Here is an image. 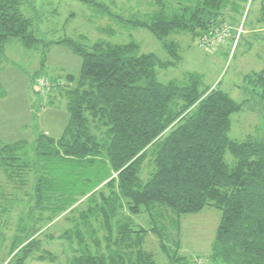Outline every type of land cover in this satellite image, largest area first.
Instances as JSON below:
<instances>
[{"label":"trees","instance_id":"1","mask_svg":"<svg viewBox=\"0 0 264 264\" xmlns=\"http://www.w3.org/2000/svg\"><path fill=\"white\" fill-rule=\"evenodd\" d=\"M27 1L0 0V70L10 40L26 49L42 42L34 18L22 9ZM80 1L120 25L146 30L167 57L141 52L133 40L54 42L78 55L81 67L77 75L45 81L46 87L36 81L65 102L68 120L60 137L40 132L30 146L21 141L0 147V223L19 207L6 264L54 263L57 257L42 249L40 235L71 246L66 264H156L145 248L148 234L171 264H182L181 218L207 207L220 212L211 260L264 264V142L228 136L231 115L245 101L205 86L196 72L167 82L158 78V70L181 61L172 35H190L211 49L220 43H211L216 35L227 36L223 24L231 0H152L143 17L128 19L93 0ZM263 71L245 82L260 88L264 103ZM6 183L12 193L6 194ZM139 214L148 217V227L133 224ZM58 218L68 226L47 234Z\"/></svg>","mask_w":264,"mask_h":264},{"label":"rangeland","instance_id":"2","mask_svg":"<svg viewBox=\"0 0 264 264\" xmlns=\"http://www.w3.org/2000/svg\"><path fill=\"white\" fill-rule=\"evenodd\" d=\"M93 1L106 6L110 13L127 19L143 17L150 11L152 2ZM22 9L34 18V30L42 42L31 49L24 48L17 40H10L5 45L0 70V147L21 141L30 146L40 132L53 138L62 134L68 120L65 102L55 97V93H48L47 88L41 91L36 81L43 80L46 87L45 81L58 80L66 74L77 75L81 58L65 45L54 42L75 38L90 45L94 42L124 44L133 40L140 45L141 52H152L160 59L167 57L160 42L146 30L120 25L108 13L99 12L80 0H28ZM225 13L223 26L228 28V34L212 49L190 35H172L171 39L180 44L181 61L174 67L158 70V78L167 82L196 72L203 77L205 86L227 92L236 102L245 101L242 109L231 115L228 136L239 142L247 139L264 142V103L258 96L260 88L245 82L246 76L254 78L255 73L264 70V0H231ZM226 160L229 164L234 162L229 154ZM147 172L146 167L143 181ZM1 180L4 185L5 179ZM5 186L6 194L14 191L12 184ZM17 190L19 197V188ZM16 209L3 217V222L8 223H0V264L9 260L11 237L19 218V207ZM219 219L220 212L212 207L182 216L177 253L182 264L193 258L201 259L203 264H223L210 258ZM132 221L135 226L148 227V217L144 214L132 216ZM67 226L63 218H58L46 232L56 236ZM39 239L42 249L55 254L57 260L51 263L29 259L26 264H66L72 255V248L66 241L48 240L43 235ZM167 246L174 248L171 243ZM145 248L152 252L156 264H171L154 235L146 236Z\"/></svg>","mask_w":264,"mask_h":264},{"label":"built area","instance_id":"3","mask_svg":"<svg viewBox=\"0 0 264 264\" xmlns=\"http://www.w3.org/2000/svg\"><path fill=\"white\" fill-rule=\"evenodd\" d=\"M226 33L224 31L220 32V34L216 35V38L211 43H219L222 42L225 38Z\"/></svg>","mask_w":264,"mask_h":264},{"label":"crops","instance_id":"4","mask_svg":"<svg viewBox=\"0 0 264 264\" xmlns=\"http://www.w3.org/2000/svg\"><path fill=\"white\" fill-rule=\"evenodd\" d=\"M47 134V133H46Z\"/></svg>","mask_w":264,"mask_h":264}]
</instances>
